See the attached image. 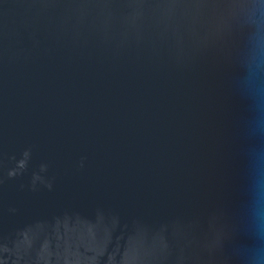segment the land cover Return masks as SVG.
<instances>
[{
	"label": "water",
	"instance_id": "1",
	"mask_svg": "<svg viewBox=\"0 0 264 264\" xmlns=\"http://www.w3.org/2000/svg\"><path fill=\"white\" fill-rule=\"evenodd\" d=\"M0 264H264V0H0Z\"/></svg>",
	"mask_w": 264,
	"mask_h": 264
}]
</instances>
